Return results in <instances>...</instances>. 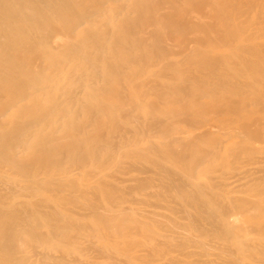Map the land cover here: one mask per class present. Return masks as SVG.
Here are the masks:
<instances>
[{
  "label": "bare ground",
  "instance_id": "bare-ground-1",
  "mask_svg": "<svg viewBox=\"0 0 264 264\" xmlns=\"http://www.w3.org/2000/svg\"><path fill=\"white\" fill-rule=\"evenodd\" d=\"M256 174L264 0H0V264H264Z\"/></svg>",
  "mask_w": 264,
  "mask_h": 264
},
{
  "label": "rangeland",
  "instance_id": "rangeland-1",
  "mask_svg": "<svg viewBox=\"0 0 264 264\" xmlns=\"http://www.w3.org/2000/svg\"><path fill=\"white\" fill-rule=\"evenodd\" d=\"M203 128H204V129H210L211 131H216V127H214L211 123H208V122H207V126H205V127H203ZM259 175H260V174H258V176H257V174H256L257 178H259V177H261V176L264 177V175H260V176H259ZM254 176H255V175H254ZM233 177H234V176H233ZM233 177H231V179L229 178V179H228V182H230V183L232 182V183H233L232 180H234V178L236 179V180H234L235 182L238 181V177H234V178H233ZM263 177H262V179H264ZM259 179H261V178H259ZM262 179H261V180H262ZM239 181H240V180H239ZM240 182H241V181H240ZM234 184H236V183H234ZM237 184H238V182H237ZM237 184H236V185H237ZM231 219H232V218H231ZM238 222H239V221H236V223H238Z\"/></svg>",
  "mask_w": 264,
  "mask_h": 264
}]
</instances>
